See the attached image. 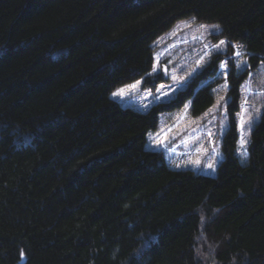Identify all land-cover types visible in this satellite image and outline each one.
Listing matches in <instances>:
<instances>
[{
    "label": "trees",
    "instance_id": "trees-1",
    "mask_svg": "<svg viewBox=\"0 0 264 264\" xmlns=\"http://www.w3.org/2000/svg\"><path fill=\"white\" fill-rule=\"evenodd\" d=\"M187 18L216 24L251 66L230 64L213 175L147 146L160 114L213 104L212 72L147 111L110 96ZM262 61L264 0H0V264H264V103L243 161L235 119ZM157 75L141 87L168 81Z\"/></svg>",
    "mask_w": 264,
    "mask_h": 264
},
{
    "label": "snow or ice",
    "instance_id": "snow-or-ice-1",
    "mask_svg": "<svg viewBox=\"0 0 264 264\" xmlns=\"http://www.w3.org/2000/svg\"><path fill=\"white\" fill-rule=\"evenodd\" d=\"M194 22V18H193ZM185 28H192V23H186L184 25ZM209 27L214 31L218 29V26H206V25H199L197 28V32L199 35H192L190 40L187 38L181 39L179 42L183 43L184 45H189L190 42L192 44L200 43L201 47L198 50H194L198 53V59L195 61V66L185 74V76H177L175 72L169 71L168 65L172 64V60H168L167 64L163 65L162 68L158 67L160 65L161 59L169 54V51L166 49L161 51L158 54H154L153 56V65L150 72L145 73V76L141 77V79L136 80L133 84L127 85L125 88L118 89L116 92L112 93L113 97H121L136 92L140 89L142 84L147 80L148 77H152L154 73H160L157 75L156 79H167L169 75H171V83L167 85H161L160 87L156 88L155 92L151 90H145L144 94L140 97L141 101H147L143 103L142 106L138 109L140 111H147L150 110L155 105H170L172 103H178L180 98L182 97L183 90L187 87L188 83L197 76H202L206 72H212L213 75L211 77L212 81H216L220 78L221 74H223L224 83L220 85L219 88L213 89V92H218L221 88L224 91H231V85L229 84V77L232 75L233 69L230 67V64L234 61V68L235 73L237 76L242 75L246 69H249L251 66L248 64V55L243 51L244 46L241 44L232 43L227 40H219L216 44H207L203 43L204 34L209 31ZM202 30V31H201ZM175 33H173L174 35ZM155 43V42H154ZM172 48H175L176 45H172ZM230 47L232 52L227 55L226 59L220 61L219 64L216 63V59L222 53L226 52V49ZM214 57L216 59H214ZM264 63V61H262ZM181 71L184 69L181 67ZM249 77L253 76L251 71L248 72ZM206 83V82H202ZM245 85L241 86L242 92L245 93L243 101L241 103V111L236 114V119L238 120L237 129L239 131L240 139L238 141V147L236 149L237 153L240 154L241 157L247 156V148L246 145L249 143L247 138V132L251 130L252 125L256 122L257 119L260 118L262 112L259 107H251L249 105V94L251 91L252 81L249 79L245 81ZM256 95L260 97H264V89L257 92ZM150 98V99H149ZM230 98H226L225 96L219 97L217 103L213 106L212 109H209L208 112L204 114L205 117L208 115L219 112L221 107V102L224 105V111L221 113L223 119L220 120V128L221 132H225V130L231 129L232 122L228 119V103ZM187 109V105L185 106ZM186 115V111L181 114L176 123L166 130L161 128L156 133L149 136V141L151 144L157 147H163L168 140L170 139V134L172 138L176 135H179V132H173V128H178L180 126L181 121L184 120ZM217 117L213 115V119L209 121V125L211 127H206L205 135L207 137V147L201 145L196 151L199 153L200 156H208L209 152H211L210 162L206 163L204 167L208 169L215 170L216 164L220 161L221 154L216 151V143L217 139L216 133L212 130L215 128V120ZM247 129V131L245 130ZM183 131V129H181ZM199 140L200 137H197ZM189 164L200 165L201 160L199 158L195 160L189 159ZM176 167H181L180 164H176ZM203 219V217H202ZM24 253L21 252V258H23Z\"/></svg>",
    "mask_w": 264,
    "mask_h": 264
},
{
    "label": "rangeland",
    "instance_id": "rangeland-1",
    "mask_svg": "<svg viewBox=\"0 0 264 264\" xmlns=\"http://www.w3.org/2000/svg\"><path fill=\"white\" fill-rule=\"evenodd\" d=\"M190 22L192 23V28L191 29L185 28L184 25ZM199 25L213 26L216 24L196 22L195 20L193 22V18L182 19L176 22L168 31L164 32L163 34H161L160 36L156 38V40L154 41L155 42L154 43V47H155L154 54H158L161 51H164L166 49L169 51V54L165 55L161 59L160 65L158 67L162 68L163 65L167 64L168 60H172V64L168 65L170 73L174 71L177 76H185V74L188 73L195 66V61L196 59H198V53L194 50H198L201 47V44L200 43L192 44L190 42V44L186 46L183 43H180L179 41L184 38H187L190 40L191 36L194 34L199 35V33L196 31ZM217 31L218 29L214 31L213 29L209 27V31L204 34L203 43H207L211 45V44L218 43L219 40H222V39L225 40V38H220L217 40L212 38V34L217 33ZM173 33L175 34L173 35ZM172 45H176V47L172 48L171 47ZM227 51H228V48L226 49L225 53H227ZM243 51L245 52L244 49ZM231 52H232V49H231ZM225 53H222V54H225ZM233 63L235 64L234 61ZM181 67L184 69L183 71L180 70ZM249 71L253 73V76L249 77V75L247 74L241 86L245 85V87H247V85L245 84V81L249 79L252 81L251 91L249 94L250 110H251V107H259L261 109L264 103V97H260L256 95V93L264 89V63L260 62L254 70H249ZM154 74H159V73H154ZM134 82L135 81L116 87L111 92L110 96L113 99L120 102L122 106H129L135 109H139L143 103L147 102V101H141L140 99V97L144 94L145 90H151L155 92L156 88L160 87L161 85H167L171 83V75L168 76L167 82L159 83L153 89H150L147 87L146 88L140 87L138 91L130 93L124 96L123 98L112 96L113 92H116L118 89L125 88L127 85L133 84ZM223 83H224L223 74H221L219 78V82L214 86L213 89L219 88L220 85H222ZM241 86H240L241 100L239 104V110L237 113L241 111V103L245 95V93L242 92L241 90ZM221 96H225L226 98H228L226 95V91H224L222 88L218 92H214L213 104L207 110H205L201 115L197 117H193L189 114L188 107L186 109L185 106L186 105L188 106L189 102H186L184 106L179 110L160 114L157 128L147 133V137H148L147 146L153 149L156 148V149L162 150L166 158V161L172 167L191 168L197 172H202L204 174L213 175L216 171V167L214 171L212 169H208L204 167L206 163L210 162L211 152H209L208 156H200L199 153L196 151V149L199 148L201 145L205 147L208 146L207 137L205 135V129L206 127H211V125H209V121L212 120L213 115H215L217 119L215 120V128H213L212 130L216 133V137H215L217 139L216 151L221 154L219 145H220L221 136L224 132H221L219 128H220V120L223 119L221 115V113L224 111L223 102H221V107H220L219 112H214L208 115L207 117L204 116V114L208 112L209 109L213 108V106L217 103V100ZM185 111H186V115H185L184 120L181 121L180 126L178 128H173V132H179V135H176L174 138H172L170 134V139L163 147H157L150 143L149 141L150 135L156 133L161 128L166 130L168 127L174 125L176 123L177 118L181 114H183ZM235 119H236V115H235ZM236 124H238L237 119H236ZM254 124L252 125L251 129L253 128ZM181 129H183V131H181ZM245 130L247 131V129ZM250 132L251 130L247 132L248 140H249ZM197 137H200V139L198 140ZM239 139H240V135L238 131L237 147H238ZM247 145H246V148H247ZM236 154L239 156V158L242 161L246 159V157H241L240 154L237 153V151H236ZM197 158L201 160L200 165L197 166V165L188 163L189 159L195 160ZM221 159H222V154H221L220 160ZM176 164H180L181 167H176L175 166Z\"/></svg>",
    "mask_w": 264,
    "mask_h": 264
},
{
    "label": "crops",
    "instance_id": "crops-1",
    "mask_svg": "<svg viewBox=\"0 0 264 264\" xmlns=\"http://www.w3.org/2000/svg\"><path fill=\"white\" fill-rule=\"evenodd\" d=\"M147 140H148V137H147Z\"/></svg>",
    "mask_w": 264,
    "mask_h": 264
}]
</instances>
